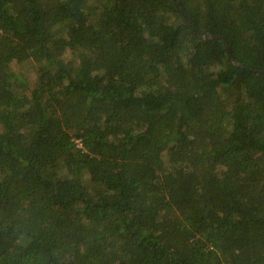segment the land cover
<instances>
[{
    "label": "trees",
    "instance_id": "trees-1",
    "mask_svg": "<svg viewBox=\"0 0 264 264\" xmlns=\"http://www.w3.org/2000/svg\"><path fill=\"white\" fill-rule=\"evenodd\" d=\"M0 264H264V0H0Z\"/></svg>",
    "mask_w": 264,
    "mask_h": 264
},
{
    "label": "water",
    "instance_id": "water-1",
    "mask_svg": "<svg viewBox=\"0 0 264 264\" xmlns=\"http://www.w3.org/2000/svg\"><path fill=\"white\" fill-rule=\"evenodd\" d=\"M181 8H182V6H181ZM182 12H183V15H184V18H185L186 22L189 23L188 20H187V16H186V14H185V12H184V10H183V8H182ZM201 36L204 37V38H206V39L221 38V39H223V40L225 41V39H224L223 36H218V35H213V34H212V35H211V34H205V35H201ZM225 49L227 50L229 56H230L231 58H234V56H233L231 50L229 49V47L227 46L226 43H225Z\"/></svg>",
    "mask_w": 264,
    "mask_h": 264
}]
</instances>
